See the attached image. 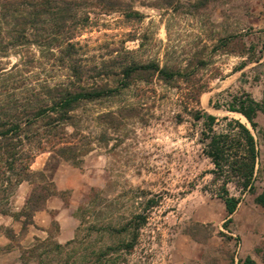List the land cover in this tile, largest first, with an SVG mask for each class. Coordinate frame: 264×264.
I'll use <instances>...</instances> for the list:
<instances>
[{"label":"rangeland","instance_id":"1","mask_svg":"<svg viewBox=\"0 0 264 264\" xmlns=\"http://www.w3.org/2000/svg\"><path fill=\"white\" fill-rule=\"evenodd\" d=\"M122 5L139 17L78 8L80 17L87 15L71 38L79 62L85 69L113 71L94 76L89 70L82 82L118 91L80 101L72 124L35 151L29 179L21 181L27 187L24 204L32 191L50 192L39 217L47 221L21 231L22 216L10 215L6 224L0 217V235L10 228L15 234L6 242L10 250L0 242V264L16 263L34 237L59 243L74 238L76 264L91 249L130 241L129 249L110 252L103 264H235L247 255L264 264V205L254 202L264 188V111L257 112L252 129L241 112L227 109L233 97L264 101V0H123ZM2 19L0 37L6 41L9 23ZM21 54L35 59L26 69L27 83L69 79L66 67L35 46L9 47L0 55V75L21 62ZM130 62L156 63L172 76L148 68L122 86L117 64ZM198 110L215 116V131L226 119H238L256 141L259 170L252 189L227 184L238 197L230 215L202 150L206 134L202 120L193 117ZM70 144L71 151L55 153ZM18 184L0 181V209L12 213L23 207L13 209L24 192ZM34 231L38 236H31Z\"/></svg>","mask_w":264,"mask_h":264},{"label":"trees","instance_id":"2","mask_svg":"<svg viewBox=\"0 0 264 264\" xmlns=\"http://www.w3.org/2000/svg\"><path fill=\"white\" fill-rule=\"evenodd\" d=\"M122 2L123 0H0V17L9 23L6 31L8 39L3 41L0 37V55L9 47L20 51L22 48L35 46L41 53L47 52L54 64L66 67L69 77L65 83L48 84L44 81L38 86L27 83L29 76L25 72L34 64L35 59L34 56L26 55L22 58V54L19 58L21 62H15L1 71L0 76H4V87L0 91L1 182L10 186L29 179L27 168L35 151L41 149L44 142L61 136L62 129L67 124H72V110L80 101L99 99L118 91V87L82 82L89 70L94 76L108 75L113 71L103 69L104 67L97 69L94 65L85 69L86 66L77 58L71 38L75 35L76 27L87 22V15L80 17L78 12V8L83 6H96L103 11L122 10L127 17H139L138 11L124 10ZM118 64L119 69L116 72L121 74L119 82L122 86L128 83V78L134 72L148 68L157 70L163 78L172 76L171 71L156 63ZM227 109L241 112L251 128L256 129L254 118L258 111H264V101H256L246 95L233 97ZM193 117L202 120L206 134L202 150L213 165V178L220 180L217 195L222 200L227 215H230L238 203V197L229 193L227 184L232 183L240 190L252 189L254 173L259 170L254 135L248 126L235 118L226 119L225 127L215 131L213 124L216 118L213 114L198 110L193 113ZM73 148V144L58 146L55 153L62 156L65 149L71 151ZM262 178L264 180V172ZM48 194L50 192L41 194L32 191L19 211L11 213L1 208L0 213L13 215L15 219L22 216L20 230L24 231L32 223L34 211L43 208ZM254 202L264 205V188L254 197ZM137 218L144 220L141 216ZM226 221H230V217ZM140 223L134 225L135 230ZM121 229L125 230L126 226ZM135 234L136 231L132 235L133 239ZM5 236L12 240L15 234L10 228ZM74 242V238L59 243L34 237V243L21 248L17 262L12 264H76ZM122 246L129 249L132 242L91 249L81 256L80 264H103L107 254ZM4 248L10 250L11 245L7 243ZM235 264L258 263L247 255L239 258Z\"/></svg>","mask_w":264,"mask_h":264},{"label":"crops","instance_id":"3","mask_svg":"<svg viewBox=\"0 0 264 264\" xmlns=\"http://www.w3.org/2000/svg\"><path fill=\"white\" fill-rule=\"evenodd\" d=\"M18 188L19 189H23L24 192H23V195L21 194V197L22 198H21L20 205H17V206L15 205L13 207L14 210H19V208H21L23 206V204H24V198H25V194H26L25 191H26V188L27 187H26V185H24V183L21 182V183L18 184ZM45 211H46V208L39 209V210L34 211V213L32 215L33 224H29V225H31L32 227H34V224H39L40 226H42V225L45 226L47 220L39 219L40 215H42V213L45 212ZM0 217L3 218V220H5V224H6V222H9V220L11 218L9 214H2V213H0ZM37 230L43 232L42 228H39V229L36 228V231ZM36 231H34L31 236H38V233ZM8 241L9 240H8L7 237H5L4 235H0V242L1 243H5L6 244V242H8Z\"/></svg>","mask_w":264,"mask_h":264},{"label":"bare ground","instance_id":"4","mask_svg":"<svg viewBox=\"0 0 264 264\" xmlns=\"http://www.w3.org/2000/svg\"><path fill=\"white\" fill-rule=\"evenodd\" d=\"M242 119H244V117L242 116ZM244 121H245V119H244Z\"/></svg>","mask_w":264,"mask_h":264}]
</instances>
